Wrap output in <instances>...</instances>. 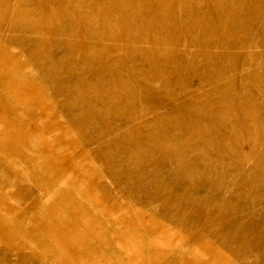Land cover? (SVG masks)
<instances>
[{
	"label": "rangeland",
	"instance_id": "rangeland-1",
	"mask_svg": "<svg viewBox=\"0 0 264 264\" xmlns=\"http://www.w3.org/2000/svg\"><path fill=\"white\" fill-rule=\"evenodd\" d=\"M0 264H264V0H0Z\"/></svg>",
	"mask_w": 264,
	"mask_h": 264
}]
</instances>
